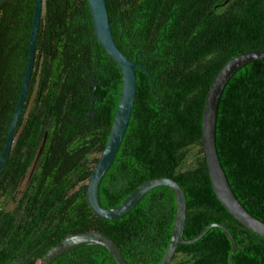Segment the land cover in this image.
Returning a JSON list of instances; mask_svg holds the SVG:
<instances>
[{
	"label": "trees",
	"instance_id": "trees-1",
	"mask_svg": "<svg viewBox=\"0 0 264 264\" xmlns=\"http://www.w3.org/2000/svg\"><path fill=\"white\" fill-rule=\"evenodd\" d=\"M105 2L115 45L130 61L138 58L154 87L135 70L134 106L100 183V206H118L151 179H171L185 193V240L221 224L238 246L246 245L234 253L232 264H264V241L216 199L201 142L204 101L217 73L235 56L264 50V0ZM33 10L34 0L0 4V154L25 72ZM88 69L101 83L94 90ZM120 80L117 65L94 38L87 0H44L26 103L0 171V198L17 200L11 211L0 209V264H41L64 238L88 231L113 240L128 264L160 263L175 214L169 188L147 192L115 221L95 217L86 203V183L97 160L91 157L106 146ZM87 112L93 117L84 122ZM215 144L235 198L264 223V61L247 64L225 85ZM230 250L225 234L213 228L198 242L179 245L171 264H229ZM51 264L116 263L105 248L83 244Z\"/></svg>",
	"mask_w": 264,
	"mask_h": 264
},
{
	"label": "water",
	"instance_id": "water-1",
	"mask_svg": "<svg viewBox=\"0 0 264 264\" xmlns=\"http://www.w3.org/2000/svg\"><path fill=\"white\" fill-rule=\"evenodd\" d=\"M3 1L4 0H1L0 4ZM87 3L94 38L104 54L117 65L121 76V90L118 95V103L106 146L98 155L86 183V203L90 212L95 217L100 218L104 221H115L127 215L147 192L158 187H167L171 190L174 196L175 214L170 241L159 264H171L179 245H191L193 243H196L200 239H202L209 230L213 228L220 229L227 237L231 245L228 262L229 264H232V256L234 255V253L237 250L244 248L246 245L238 246L231 233L223 225L214 223L205 227L198 235L190 240H185L183 238V229L186 219L185 193L180 185L171 179H151L142 183L135 190H133L118 206L111 209H104L100 206L98 199L99 186L103 177L112 165L125 136L135 100V70L142 69L137 63V58L134 62H131L115 45L111 34V27L108 20L105 0H87ZM43 7L44 0H34L33 17L27 45L26 67L21 82L18 102L14 111L11 113V121L6 134V140L0 154V171L5 166L7 158L9 156L15 137L17 122L22 115L30 79L34 71L36 40L40 20L43 16ZM141 58L142 57H139V59ZM254 61H264V50L248 51L235 56L221 68V70L217 73V75L211 82L202 110L201 142L210 185L216 199L231 217L239 222L245 229L255 234L257 237L264 241V223L251 216L235 198L227 183L225 173L221 168L215 144V122L217 116V108L223 89L230 78L238 70ZM142 71L146 75L148 81L151 83V86L154 87V83L150 75L146 71ZM92 87L93 89H95L94 85ZM89 104L90 106L92 105V100L89 101ZM89 117H93V113H86L84 122H87ZM45 141L46 135H44L43 141L35 157L29 179L36 169L37 163L44 148ZM83 244L105 248L114 259L116 264H128L114 241L104 234L95 231H88L70 235L64 238L45 254L41 261V264H51V262L58 256L62 255L65 252H68L76 246Z\"/></svg>",
	"mask_w": 264,
	"mask_h": 264
},
{
	"label": "rangeland",
	"instance_id": "rangeland-1",
	"mask_svg": "<svg viewBox=\"0 0 264 264\" xmlns=\"http://www.w3.org/2000/svg\"><path fill=\"white\" fill-rule=\"evenodd\" d=\"M97 157H98V155L97 156L95 155V156H92L91 159L97 158ZM25 183H26V178L20 184V190L19 191H21L23 189V187L25 186ZM17 199H18V197H17ZM16 201L17 200L7 201L4 198H0V209L5 210V211H11L14 208ZM178 259L179 258H177V260Z\"/></svg>",
	"mask_w": 264,
	"mask_h": 264
},
{
	"label": "flooded vegetation",
	"instance_id": "flooded-vegetation-1",
	"mask_svg": "<svg viewBox=\"0 0 264 264\" xmlns=\"http://www.w3.org/2000/svg\"><path fill=\"white\" fill-rule=\"evenodd\" d=\"M124 55V54H123ZM125 56V55H124ZM126 57V56H125ZM139 57H141V56H139ZM143 58V57H142ZM135 60H136V58H135ZM134 60V61H135ZM137 60H138V58H137ZM134 61H131V62H134ZM138 63V62H137ZM83 68V67H82ZM95 67H93V69H94ZM141 68V67H140ZM83 69H86V68H83ZM91 72H90V69H88L87 71H86V76H88V81L91 83V86H93L94 85V87L96 88V85H99V84H101V83H99V82H97V80L96 81H94V78H95V75L94 74H90ZM90 78H91V81H90ZM92 89H93V87H92ZM94 90V89H93ZM27 96V95H26ZM94 100V99H93ZM25 103H26V101H25ZM87 113H89V112H87ZM29 179V178H28ZM25 185H26V183H25Z\"/></svg>",
	"mask_w": 264,
	"mask_h": 264
}]
</instances>
